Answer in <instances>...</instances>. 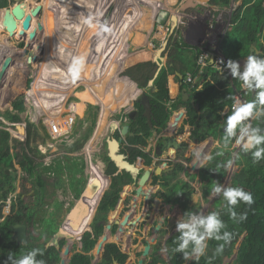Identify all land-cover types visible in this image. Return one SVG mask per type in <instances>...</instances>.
<instances>
[{"label": "trees", "instance_id": "trees-1", "mask_svg": "<svg viewBox=\"0 0 264 264\" xmlns=\"http://www.w3.org/2000/svg\"><path fill=\"white\" fill-rule=\"evenodd\" d=\"M234 1L238 3V6L232 10L231 29L226 32L220 43V52L227 60L233 59L237 61L250 54L251 43L258 42V47L263 50L260 55L264 56V0ZM231 2L232 0H206L207 5L221 8L229 7ZM13 3L15 4L16 2L13 1ZM4 5H7V0H4V4L0 3V29L6 28L4 19L8 8ZM144 5L146 8L141 15H152V6L150 4ZM133 13H135V10ZM136 17V15H129L127 18L129 24L127 22L125 26L130 29L139 28V30L144 26L151 34L154 33L157 27L155 22H152V20H140L137 25L135 23ZM5 33L8 35V32ZM1 34L2 32L0 31ZM144 39H146L144 35L138 32L135 39V51L126 59L129 54V45L126 43L122 46L121 55L118 58L119 64L121 63L120 67H122L125 60L126 65L140 61L125 68L121 72L122 76L129 77L140 88H146L149 82L154 79L158 87V91L149 92L156 117L154 132L150 130L147 120L143 116L144 108L139 101L134 103V111L123 114V117L128 119L127 122L130 124L131 132L134 133L133 136L127 138L128 144L124 143V146H122V152L129 155L128 160L130 162H134L138 154L149 147L152 137L156 138V147L151 148L152 152H169L167 146V142L170 139V136L167 135L168 129L174 113L180 108H185L186 116L184 120L192 125L190 140L194 143H200L213 133L216 138L219 137V134H223L224 120L226 115L230 114L231 104L233 103L230 97L237 98L241 94L246 101L253 99L252 94H245L238 80H234L228 71L223 74L219 73L214 67V63L210 62V60L201 69L198 65V58L201 52L199 49H194L188 43L182 41L179 33L170 37L166 49L171 62H168L157 74L158 65L155 61H141L147 57L154 59L155 55L149 48H141V42ZM95 66L91 70L92 85L97 83ZM201 70L203 73L201 83L198 82L192 85L184 82L188 73L196 76ZM171 75L175 76L177 82H183L181 88L187 87L190 90L191 99L200 106V115L192 104L191 99L184 102L181 94L178 97L171 95L169 90V76ZM134 82L126 77L115 75L108 83L106 95L114 94L116 98H121L125 97L130 89L133 92L130 100L135 99L138 97L140 90ZM30 85L31 80L28 81V87ZM110 101V97L102 101L103 113L109 110ZM26 110L25 96L20 95L11 102L10 108L3 114V118L10 123H25V141L12 136L10 130H8V125L4 121H0V219H2L0 220V264H4L9 254L19 256L32 248L42 250L43 255H38L37 259H43L46 264H61L63 251L68 241L66 238H61L58 245L46 246L58 229L56 215L55 212H51L49 216H44L43 214L40 222L45 231L37 230L35 226L37 224L38 211L35 205L44 200L48 176L51 177L52 174L65 173L69 178V188L75 192V197L79 198L84 189L85 181V178L79 175H84L86 163L83 157L69 155L62 159L61 157H54L50 164L47 165L44 160L48 156L47 152L43 153L40 146L41 144H47L48 140L53 141V139L42 121L36 123L29 117H22ZM226 110L227 112L221 115V112ZM99 113L100 106L90 103L87 105L84 115L77 118L70 134V138L75 140V143L67 144V142H63L62 149L66 154L82 150L87 139L95 130ZM117 117L120 118L121 116ZM251 123L253 126L264 128V117L258 120L251 119ZM189 131L190 128L184 125L181 137L186 139ZM14 133L19 135V137L21 135V133ZM116 137H120L119 132H117ZM233 142L234 140L229 143L227 148L223 146V141L220 142V145L213 147L211 152L213 159L202 168L203 178L201 182L203 183L204 193L207 194L208 190H211L217 181H215V176L213 175L214 169L219 168L220 165L222 167L223 162L226 160L225 149L229 150ZM236 153V163L241 168L232 175L229 186H240L251 192L254 203L251 206L240 203L235 207L237 213H247V218L242 222H235L230 219L227 208L224 206L215 210L220 213L221 219L226 224L225 230L231 232L233 238L230 243L225 245L221 253H216L215 249L219 243L223 242L214 239L209 240L205 256L198 261L192 259L189 264H224L226 259L231 258L232 260L229 264H264V159L258 163H253L251 154L243 153L240 147L236 148ZM179 155L183 158L184 153L182 150H179ZM222 156H224L223 159L221 158ZM101 158L106 164L105 173L110 177L111 181L108 186L109 178L103 174L100 186L102 189H106L107 186L108 188L104 190L102 198L100 197L101 200L99 199L100 203L92 221V231L83 233L80 247H78V243L73 245L72 254L67 264H93L96 258L94 251L107 230L106 226L100 222L109 220L118 205L124 187L132 178L130 172L126 170L119 172L117 165L108 154H103ZM183 169L184 165L178 164L176 170L170 173H163L162 175H155L150 183L151 185H161L162 187L168 186L173 179L181 175ZM220 169L219 172H221ZM29 183L32 187H29ZM18 187H20V191L16 193ZM130 188H127V193ZM185 188L187 195L173 201V207L178 205L182 214L189 210L192 211V209H187L186 202H191L194 195V191L190 190L189 185H186ZM182 189H184V186ZM31 191H33L32 194ZM9 199H11L10 213L5 215L4 208L8 205ZM177 202L179 203L177 204ZM220 202L221 199L217 197L214 204L219 205ZM54 205L56 209L61 210L64 203L56 201ZM165 208V206L162 207L163 213L166 210ZM173 209L170 210V213H172ZM168 218L164 219L163 228L166 226ZM44 219H50L45 226L43 224ZM16 223L27 224V243H18L13 237V225ZM119 228L120 223L111 222L109 233L112 238L116 237ZM160 234L161 231L158 237L161 236ZM178 235L176 232L166 240L169 264H186L188 261L183 260L182 253L172 251L175 247L174 240ZM145 243L147 244V241ZM157 243L151 245L150 254L144 259L143 264L164 263ZM142 254L143 252L138 253V259L134 264L139 263ZM235 254L236 256L233 258ZM129 258V252L124 251L121 245L116 242H108L104 245L102 255L96 264H126Z\"/></svg>", "mask_w": 264, "mask_h": 264}, {"label": "rangeland", "instance_id": "rangeland-1", "mask_svg": "<svg viewBox=\"0 0 264 264\" xmlns=\"http://www.w3.org/2000/svg\"><path fill=\"white\" fill-rule=\"evenodd\" d=\"M13 1H15L16 3L14 4ZM20 1L21 0H7V5L4 6L7 8H12ZM31 1L32 4L42 3L43 6L46 5V8L43 9L40 17L37 19V23L42 22L44 24V30L39 31L36 40L31 41V45L28 43L26 37L20 36L17 31V34L14 35V37L9 38L6 35L7 36V38H5L6 43L0 46V53L1 51L2 53H4L2 54V57L5 56V53H8L10 51L14 52V63L11 66H9L8 72H6V75L3 77V79L0 82V121H4L6 125H8V127L11 128L15 126H11L12 124H10V122L6 121L3 118V114L7 109L10 108L11 102L17 96L24 95L26 100L27 92H29L30 90H31L29 92L30 98L34 96L33 92L35 91H36L35 95L38 96L37 93L39 89H41L40 87L42 86L39 87V85H37L36 83L37 75L39 74V72H42L43 76L46 75L49 76L51 74V71L49 70H52L51 63L53 60L52 55L54 53L53 52L54 48L53 50L49 49L50 47H52L50 40L51 41L53 40V43L55 44V42L58 40V37H62V38L67 37L64 35L65 31L64 32L60 31L59 34V30H57V26H56L57 25L56 18L57 15L59 14L58 9L61 0H31ZM198 1L201 2V0H194V3L196 4ZM187 2L188 1L186 0H84V1L81 0L80 10L82 11L81 12L82 18L79 17L80 30L77 31L79 34V36H77L78 38H75V41L77 40V44L75 43L77 46V51L74 56L83 55L85 57V68L84 71L80 74V77L88 76L90 83V90L88 92L89 95L83 94L86 90V87L83 83L80 82H76L74 85L72 84V87L70 89L71 91L70 90L64 91V87L66 86L65 85L66 81L63 80L58 82L57 85L58 87H60L61 90L59 93L61 94L59 96V99L61 100L63 99L62 97H65L64 101L60 104V102L57 101L56 99H54L53 103H51L49 100L50 103H48L46 107L49 106H55L54 108H56L57 106L63 107L64 106L63 103L65 101L68 107L72 101H76L79 108L76 112V115L77 117H81L86 103L88 102L96 103V101H98L99 103L102 104V101L105 98L110 97L111 99V101L109 102V104H111L110 108L109 110L106 111V113H103L101 108L100 114L102 115V117L99 115L98 124L94 134L87 140L85 148H83V150L80 152L82 155L85 156L90 154L92 155L93 158H97L98 160H100L99 159L100 157L98 158L100 153H103L108 149L110 151L109 139L115 138L113 125L114 122L117 121L118 119L116 114L121 112V109L124 110L123 107H126L128 110L133 109V101L136 98L133 99L132 101L130 100L131 97L133 96V92L130 91V89L127 91L126 96L121 98H116L114 94L106 95L105 91L107 89L108 83L110 82V80L113 79V77L117 74L120 68L119 65L121 63L119 64L118 58L121 55L122 46L128 43L129 55L132 54L136 49L135 39L137 37L138 32H141L144 35V38H146L141 42L142 49L145 48L147 49L148 47H151L150 50L155 51L159 48H162V46L166 43V40L168 44L170 37L175 36L177 35V33H179L182 41H184V35H185V40H188L189 44L191 45L194 44L196 47H198L200 52H203L205 50L214 54L221 53L219 50L220 43L224 38L226 32L231 27L232 10L238 6V3L233 1L231 2L229 7L221 8L216 11L212 9V6L209 7L206 4H202V6H200L201 8L199 7L189 8V6H187L185 7V9H183L182 6L187 4ZM0 3L4 4V0H0ZM69 3L71 4V2ZM144 4H150L152 6L153 8L152 15H145V16L141 15L146 8ZM28 5L30 6L29 2ZM90 5L92 6L91 11H89ZM134 10L135 13H133ZM89 15L93 17V23L107 22L108 25L112 28V32L106 33L103 35V37L98 38L96 36V31L94 28H91L88 25L82 23L83 20L87 18ZM129 15L137 16L135 18V23H137V25L139 24L140 20L143 21L152 20V22H155L157 24V27L153 34H151L148 29L144 28V26H142L140 30L139 28L132 29L128 39L124 43H122L121 49L117 50V47L115 46L114 42L118 41V38L121 35L120 33L125 28V24L127 22L129 24V21H127ZM207 15H212V17L206 23L205 16ZM152 17L153 19H151ZM188 19L190 20V23H185ZM67 20L69 21V19ZM158 27H160L162 31L161 34H159ZM0 31L2 32L3 35L6 34L5 32H8L6 28L0 29ZM78 34L76 33L75 37ZM46 39L48 40L46 41ZM41 47H43L44 50H40L39 48ZM162 56L165 57V59L167 60V50L162 52ZM144 60H152V58L147 57ZM115 64H117V66L112 71ZM94 65H96L95 74L97 75V82L105 77L104 80L105 82L99 81L97 86L95 85L94 87V90L96 92H98L99 94H103L102 96L99 95L98 93L94 94L91 89L92 87L91 70L93 69ZM124 67H127V65L125 64ZM48 78L50 79V77ZM29 80H31V85L28 87ZM46 81H48L47 78ZM50 83L47 84L44 83V87L47 86L48 90H51L53 87H55V83H51V84ZM99 91H102V93H100ZM62 93H64V95ZM39 94H41V91ZM41 96L43 97V99L41 100L40 103L44 105L46 98L44 97V95H39V97ZM69 98H73V100L72 99L69 100ZM128 100L131 101L130 104L124 106L126 105ZM114 101L116 103H115V107L112 109ZM27 106H28L27 112L28 113L30 112L33 115L34 120L37 119L39 115L37 114L38 112L35 110V107L29 103H27ZM44 113L49 114L50 116L52 114L58 115L57 110H50ZM12 134L15 135L14 137H16L19 140L24 139L22 132L20 137L19 135L14 134V131ZM213 145L214 143H212V147L215 146ZM41 146L43 147L44 150H47L48 156L45 158V161L49 163L51 161L50 159L54 157H61L62 159L66 156H69V154H66L63 151L62 142L53 143V147L50 148L48 147V144L46 145L42 144ZM233 146L235 148H233ZM237 147L238 146L235 145V143L233 142L229 150L225 149L226 164L224 165L227 167L222 172H220L221 175L217 180L225 187L229 186L232 175L241 168L240 165L236 163ZM145 152H147L149 158L152 155H155V151L150 152L148 150H145ZM168 157L169 155L164 156L162 162L167 161L171 163L173 161V158H168ZM193 160L189 162L188 165L185 164L186 170H188V172L189 171L191 172V165ZM199 168L200 167L194 170L193 173H197ZM92 174H93V179H95L96 177H101L102 174H104L102 162H98L92 165ZM85 177L86 180L84 181V190L81 196L77 198L75 197L74 191H72L69 188V178L65 173L56 174V175L52 174L51 177L48 176L45 198L42 202L38 204L36 203L37 205H35L38 211L37 224L35 226L37 230L45 231V228L42 226V223L40 222V219L42 218L43 214L44 216L45 215L49 216L51 212H55L56 215V223L58 229L55 231V234L53 236L51 234L52 237L50 236L51 238L47 242V244L50 241H52V239L57 244L61 238H66L67 241L73 242V245L75 243H78L79 241L78 239H72V237L67 232L62 234L60 230L63 223H65L70 218L74 220H78L79 222L84 218V216L89 214V208L85 209L81 215L77 213L80 202L93 187L91 182V176L90 174H88V172L87 175H85ZM29 187H32L30 183H29ZM151 190L152 187L150 185H147L145 191L137 192L135 190L131 192L130 196H127L126 198L127 200L125 199L126 200L125 203L128 205V207H137L138 198L144 195L146 192H150ZM168 190H169L168 187L164 188L163 190L164 194L163 195L156 194V198L161 201H164L166 197H169L170 195ZM208 191L209 192L207 194L204 193L203 186L196 188L191 202L190 201L186 202L187 209H192V211L194 212L199 211L206 215L212 211L217 210L218 208L223 207L224 202L222 200V197L215 196L214 194H212L211 190ZM217 197L221 199L219 205L214 204V201ZM56 201H62L64 203V206H62L61 210L55 208L54 203ZM161 207L162 206L159 207V210L156 212L154 216L153 214L155 211L152 209L153 208V204H152L151 210L148 211V215L145 216V220H140L141 221L140 223L135 221L133 223V226H131L132 224H130L129 227H127L129 224V222H127L126 223L127 225L123 226L122 230H120L119 228L117 235L119 234L120 238L118 240H116V238L113 240L117 241L119 244L122 245L123 248H126V251L131 253V258L127 261L126 264H132L135 261H137V256H136L137 252L134 253V248L136 246H139L140 248L139 250L141 251L145 247L146 241L151 242L152 236L155 235V230L157 228V226H155L156 222H158L163 215ZM122 210H125L124 202L121 208L119 209L118 215L116 216V219L119 221H122L128 217L129 210L126 213L124 212L123 214H122ZM9 213H10V207L8 204L4 208V214L8 215ZM92 214L91 216H93ZM182 216H183L182 213L178 209L174 210L173 213L170 214L166 226L164 228L161 227L159 229L161 231L160 234L161 236L157 237L160 231L157 233L155 243L158 242L157 245L159 252L162 255V259L164 262L163 264H169L168 255L166 252V240L172 234L176 233L175 231L176 221L182 218ZM49 220L50 219L43 220L44 226L49 223L48 222ZM110 220L113 221L111 218ZM148 223L150 224L149 226H147ZM89 226L90 228L92 227V219L89 222ZM120 227H122L121 224ZM145 231H146V236L144 234ZM110 240L112 241V239ZM152 243L154 244V242ZM79 246L80 245L78 243V247ZM191 260L192 259L190 258V261ZM226 261H229V259H226Z\"/></svg>", "mask_w": 264, "mask_h": 264}, {"label": "clouds", "instance_id": "clouds-1", "mask_svg": "<svg viewBox=\"0 0 264 264\" xmlns=\"http://www.w3.org/2000/svg\"><path fill=\"white\" fill-rule=\"evenodd\" d=\"M83 23L96 31L98 38L106 33H111L112 28L107 22L93 23V17L89 15ZM210 62L214 63L211 59ZM224 67L218 71L223 74L227 70L234 80L240 82V87L245 94H252L253 99L242 102L236 97H230L233 101L231 112L226 115L223 124V146L228 147L234 140L235 145L240 146L245 154H251L253 163H258L264 159V128L253 126L251 119L264 117V56L253 53L246 56V60L241 64L233 59H228L226 64L223 60L219 62ZM85 68V57L83 55L73 56L69 66V73L73 79H78ZM224 115V112H221ZM147 150V149H146ZM170 153L175 149L170 148ZM193 164L203 168L204 165L213 159L210 153L204 151V146L194 150ZM212 194L222 197L223 206L227 208L230 219L235 222H242L247 218V213H237L235 207L244 203L251 206L254 203L251 192L246 191L240 186L225 187L216 181L211 189ZM226 229L225 222L221 219L218 211L203 214L199 211H186L182 218L176 221L175 231L179 234L175 240V253H182L183 260L190 258L198 261L205 256L209 240L222 241L215 249L216 253H221L226 244L230 243L233 234ZM38 255H43L39 248L14 256L9 254L4 264H46L43 259H37Z\"/></svg>", "mask_w": 264, "mask_h": 264}, {"label": "water", "instance_id": "water-1", "mask_svg": "<svg viewBox=\"0 0 264 264\" xmlns=\"http://www.w3.org/2000/svg\"><path fill=\"white\" fill-rule=\"evenodd\" d=\"M196 5L194 3L193 0H188L187 4L183 5V9H185V7L187 6H193ZM28 0H21L19 3H17L16 5H14L12 8H8V11L6 13L5 19H4V25L8 31V37H14V35L17 34V31L19 33L20 36L22 37H29V39L31 41H35L39 31H43L44 30V24L42 22H38L36 26H33V22H34V18H39L44 6L42 3H37L35 6L31 7L30 12H28ZM167 40L166 43L162 46V48L160 49V53L157 57H155L153 60L157 63L158 65V70H157V74L161 71V69L164 67L163 61H164V57L162 56V52L165 51L167 48ZM6 52V51H5ZM263 52V50L261 48L258 47V42H254L250 44V54L256 53L258 55H260ZM2 51L0 53V82L3 79V77L6 75V72H8L9 70V66H11L14 63V52L10 51L8 53H5V56L2 57ZM36 58V56H35ZM246 60V57H242L240 59H238L237 61L241 64V66H243L244 62ZM182 84V82H181ZM156 92L158 91V87L155 84L154 79H152L146 89V91H143L141 97H140V104L143 106L144 108V112H143V116L146 118L147 120V124L150 127L151 131H155L154 128V121L156 120V117L154 115V111H153V103L151 102V97L149 95V92ZM183 93V101H187L189 99V94L186 92V88H183L182 90ZM192 104L194 105L195 109L197 110L198 114H201L200 111V106L198 104H195L194 100H192ZM185 110H181L180 112H178L174 118L172 123L170 124V127L172 129L173 134L175 132H177L180 128V125L182 123L183 118L185 117ZM200 118V116H199ZM114 129H117L119 126L116 122H114ZM118 126V127H117ZM15 131L16 133H21L22 135L25 137L26 135V125L24 123L21 124H16L15 125ZM120 134L121 137L119 139L114 138V139H109V156L111 158L112 161L115 162V164L118 167V171H123L126 170L128 172H130V174L132 175V179H133V183H132V179L128 182V185L124 188L122 195L120 197V200L118 202V205L116 207V210L114 211V213L111 215V219L115 220L117 223L119 222L116 219V216L118 215V211L120 209V207L122 206V202L127 194V187L130 185V183H132V191H138V192H142L144 187L146 186L148 180L151 178L153 171L155 170V166L151 165L149 167H147L144 171V173L142 174V176L140 177V179L138 180V177L141 173V163H142V159L144 157L143 154H141L140 159L138 162H130L128 160V156L121 152L122 151V147L121 144L125 138V136H127L128 134L133 135L134 133L130 132V125L129 124H124L121 127L120 130ZM183 142L180 140V134L178 135H172L170 137V139L167 142L168 147H171L173 149H178V148H182L183 147ZM204 151L207 152L208 147H210V141H207L204 145ZM166 165V164H164ZM196 167V166H195ZM161 169L162 167L159 166L157 167L156 174H160L161 173ZM159 204V202L157 201V205ZM92 213H90V215L87 218H90ZM86 218V219H87ZM111 220H109V222L107 220H103L101 223L104 224L106 226L107 232L105 233V235H103V237L99 240L97 247H96V256L97 258L94 261V264L99 260V257L102 253L103 247L104 245L109 241L110 236H109V232L108 230L111 229ZM163 221V218L160 220L159 225L157 226L156 230H155V234L158 233L159 229L161 228V222ZM127 220L124 219L121 222L122 227H120V229L122 230L123 226L126 225ZM68 225V224H67ZM64 227H66V222L63 223L60 232L66 233V231L64 230ZM13 229H14V235L13 237L17 240L18 243H27V225L26 223H16L13 225ZM88 230H91L90 226L88 227ZM82 236H80L81 239ZM156 240V237L152 238V241L154 242ZM55 243L54 240L50 241L46 246H50L53 245ZM73 247V242L68 241L64 251H63V257L61 260V264H67L68 263V258L71 255V250ZM138 248H135V251ZM151 249V244H147L144 247V252H143V258L139 260V264H143L144 262V258L149 254ZM236 256V254L233 256V258ZM232 260L229 259V261H225L224 264H229V262ZM190 259L187 261L186 264H189Z\"/></svg>", "mask_w": 264, "mask_h": 264}, {"label": "crops", "instance_id": "crops-1", "mask_svg": "<svg viewBox=\"0 0 264 264\" xmlns=\"http://www.w3.org/2000/svg\"><path fill=\"white\" fill-rule=\"evenodd\" d=\"M186 1H188V0H186ZM194 1V0H193ZM234 0H232V2H233ZM237 3V2H236ZM235 3V4H236ZM202 4H206L207 5V3H206V0H201V2L200 1H198L197 3H196V5H193V6H189V8H196V7H199V8H201L200 6H202ZM209 6V5H208ZM210 7V6H209ZM225 8V7H224ZM212 9L213 10H219V9H221V7H213L212 6ZM199 16V15H198ZM201 16V15H200ZM211 17H212V15H207V16H205V21H206V23H207V21L209 20V19H211ZM185 23H190V20L188 19ZM184 23V24H185ZM125 28H127V29H129V30H131L132 31V29H130V28H128V27H126L125 26ZM158 28H160V27H158ZM230 29H231V27H230ZM102 40V39H101ZM184 42H186V43H188L189 44V41L188 40H185V35H184ZM164 44V43H163ZM190 46H192L194 49H199L198 47H196L194 44H189ZM198 46V45H197ZM149 49H151V47H148ZM93 51V50H92ZM156 51V50H155ZM155 51H153L154 53H155ZM155 56V55H154ZM129 57V54H128V56L126 57V58H128ZM153 60V59H152ZM212 61H213V59H211ZM143 61V60H142ZM145 61V60H144ZM154 61V60H153ZM167 61V62H166ZM138 62H140V61H138ZM138 62H136V63H138ZM166 62V63H165ZM168 62H171V58H169L168 57V55H167V60L165 59V57H164V61H163V64H164V66L168 63ZM136 63H134V64H136ZM93 64V63H92ZM134 64H129V65H127V67H129V66H131V65H134ZM124 65H125V61H124ZM124 65L122 66V67H120L119 68V70H118V72H117V76H120V77H126V78H128L130 81H132V82H134L133 80H131L129 77H127V76H122L121 75V72L125 69V68H127V67H124ZM117 66V64H115L114 65V67H113V69H112V71L114 70V68ZM218 71V70H217ZM219 73H221L220 71H218ZM191 74V73H190ZM110 75V74H109ZM188 75V74H187ZM202 75H203V73H202V70L199 72V74L198 75H196V76H193V78H194V80L196 81L195 83H190V84H192V85H194V84H196V83H198V82H202ZM50 77V76H49ZM181 78H182V76H180ZM51 80V79H50ZM105 80V77L103 78V79H101V80H99V81H102V82H105L104 81ZM98 81V82H99ZM98 82L96 83V84H94V85H92V87H91V89H92V91H93V93L94 94H97L98 92H96L95 90H94V87H95V85L97 86V84H98ZM184 82H187L186 81V79H185V81ZM135 83V82H134ZM150 83V82H149ZM188 83V82H187ZM136 84V83H135ZM182 84H183V82H182ZM181 82H177L176 81V79H175V76L174 75H171V76H169V90H170V93H171V95L173 96V97H178L179 96V94H181L182 95V100H183V93H182V90H183V88H181ZM137 85V84H136ZM108 86V85H107ZM199 86H201V84H199ZM137 87H138V85H137ZM148 87V86H147ZM147 87L146 88H140V87H138L139 88V90H140V93H139V97L137 98L136 97V99L133 101V109L132 110H128L126 107H123L124 108V110L123 109H121V112H119V113H117L116 115L117 116H121L120 117V119L118 118L117 119V121H115L117 124H118V128L117 129H114V137L115 138H117L116 137V134H117V132H119L120 133V129H121V127H122V125H124V124H129L127 121H128V119H127V117H123V114L125 113V112H132V111H134V103L136 102V101H139L140 102V97H141V95H142V93H143V91H146V89H147ZM184 88H186V92L189 94V99L188 100H190L191 99V92H190V90L187 88V87H184ZM107 90V89H106ZM100 93H102V91H99ZM105 94H106V91H105ZM101 96L103 95V94H100ZM149 95H150V93H149ZM106 96V95H105ZM151 97V96H150ZM73 100V98H69V100ZM133 100V99H132ZM131 100V101H132ZM187 100V101H188ZM192 100L193 99H191V102H192ZM130 101V102H131ZM25 102H27L28 103V101L27 100H25ZM130 102H129V104H130ZM185 102V101H184ZM195 102V101H194ZM27 103H26V106H27ZM94 104V105H98V106H100V110H101V108H102V111H103V106H102V104L101 103H99L98 101H96V103H94V102H88V103H86V105H85V108H84V110H83V113H82V115L81 116H83L84 115V113H85V110H86V108H87V105L88 104ZM64 104V106L62 107V111L58 114V115H55V114H52L51 116L49 115V114H46V115H39L38 113V115H39V117L37 118V119H33V115L29 112H27V110H28V106H27V110L23 113L24 114V116H23V114H22V117L23 118H26V117H29L32 121H34V122H36V123H39L40 121H42L43 122V124L47 127V130L49 131V129H48V126H47V123L52 119V120H59V119H61L62 117H64V116H66V114H68L69 112H70V110H71V108L72 107H74V109H75V113L77 112V110H78V108H77V102L76 101H72L70 104H69V106L67 107V105H66V101L63 103ZM129 104H127V105H129ZM196 104V103H195ZM127 105H124V106H127ZM116 110H118V109H116ZM181 110H185V108H180V110H178V111H176L175 113H174V115H173V117H172V119H171V122H170V124L172 123V121H173V118H174V116L178 113V112H180ZM185 112H186V110H185ZM227 112V110L224 112V113H226ZM99 115L102 117V115L99 113ZM77 115H76V121H77ZM101 119V118H100ZM62 120V119H61ZM98 120H99V118H98ZM76 121H75V123H76ZM10 124H12L11 126H15L16 124H18V123H10ZM25 124V123H24ZM97 124H98V122H97ZM75 125V124H74ZM130 125V124H129ZM96 127H97V125H96ZM96 127H95V129H96ZM180 127H182V131L180 132V140L182 141V142H184V141H188L189 142V144L192 146L191 148H193V147H195V149L196 148H198V147H200V146H202V145H204L207 141H210V147H208V150H207V153L208 152H210V154H211V152H212V149H213V147H212V143H214V145H220V142H222L221 141V139H222V135L223 134H219V137L218 138H216L215 137V134L213 133V134H211L207 139H205V140H203L202 142H200V143H194V142H192L191 140H190V134H191V130H192V127H190V131H189V135L187 136V138L186 139H184L183 137H181V134H182V132H183V129H184V119L182 120V123H181V126ZM14 129L16 128V127H13ZM13 128H11V127H9V129L8 130H10V132H11V134L13 133ZM150 128V127H149ZM13 129V130H12ZM73 129V128H72ZM151 130V129H150ZM116 131V132H115ZM168 136H172L173 135V132H172V129H171V127L169 126V129H168ZM15 132V131H14ZM72 132V131H71ZM94 132H95V130H94ZM94 132H93V134H94ZM130 132H131V128H130ZM154 132V131H153ZM132 133V132H131ZM15 134V133H14ZM92 134V135H93ZM179 134V133H178ZM91 135V136H92ZM134 135V134H133ZM133 135H131V134H128L127 136H125V138H124V140H125V144H128V142L126 141L127 140V138L128 137H130V136H133ZM12 136H15V135H13L12 134ZM90 136V137H91ZM89 137V138H90ZM120 137H121V134H120ZM119 137V138H120ZM189 137V138H188ZM23 138L24 139H22L23 141H25V139H26V135H25V137L23 136ZM88 138V139H89ZM119 138H117V139H119ZM69 141H65V140H56V141H51V140H48L47 141V144H48V147L50 148V147H53V143H57V142H67V144H73V143H75V140H72L71 138H70V136H69ZM87 139V140H88ZM123 140V141H124ZM207 140V141H206ZM87 142V141H86ZM64 144V143H63ZM123 144V143H122ZM122 144H121V147H122ZM42 145V144H41ZM44 145H46V144H44ZM86 145V144H85ZM213 145V146H214ZM168 146V145H167ZM153 147H156V138L155 137H152V139H151V143H150V145H149V147L147 148V150H149L150 148H153ZM40 148H41V150H42V152L43 153H46L47 152V150H44L43 149V147L42 146H40ZM83 148H85V146L83 147ZM83 148H82V150H83ZM171 147H168V149H170ZM190 148V150H192ZM212 148V149H211ZM233 148H235L234 146H233ZM48 149V148H47ZM81 150V151H82ZM145 150L146 149H144V150H142V152L141 153H139L138 154V156H137V159L134 161V162H138L139 161V159H140V156H141V154H143L144 155V157L146 156V158H148V155H147V152H145ZM179 150H182L181 148H178L176 151H177V156H179L180 157V155H179ZM211 150V151H210ZM81 151H78V152H74V153H71V154H69L70 156H73V157H83V159L85 160V163H86V169H85V173H84V175L83 174H80L79 176L80 177H84L85 178V180H86V177H85V175H87V172H88V174H90V176H91V182H92V186H93V174H92V165L93 164H95V163H98V162H102L103 163V173L105 174V176L106 177H108L109 178V183H108V186H109V184H110V181H111V179H110V177L109 176H107V174L105 173V169H106V164H105V162L102 160V155L103 154H108L109 155V149L107 150V151H105V152H103V153H100L99 154V156H98V158L100 159V160H98L97 158H93L92 157V155H82L80 152ZM175 151V152H176ZM154 152V151H153ZM175 152L174 153H171L170 154V152H167V151H155V155H152L151 157H150V161H149V163L150 164H153V163H155V162H157V166L159 167V166H161L162 167V169H161V172L163 171L164 172V170L165 171H167L168 169H167V163L166 162H162V160H163V158H164V156H166V155H169L170 157H174V154H175ZM183 152V151H182ZM48 154V153H47ZM128 157H129V155L128 154H126ZM144 157H143V159H144ZM224 156H222L221 158H223ZM146 158H145V160H146ZM143 159H142V161H143ZM44 160H45V158H44ZM50 160H52V159H50ZM94 161H96V162H94ZM46 162V164L47 165H49L50 163L49 162H47V161H45ZM51 162V161H50ZM148 163V165H150ZM164 164H166V165H164ZM179 164H182V165H184L183 163H179ZM178 165V164H177ZM155 166V165H154ZM157 166H155V167H157ZM198 167H196V169H197ZM201 168V167H200ZM199 168V169H200ZM155 169H157V168H155ZM193 170H195V169H193ZM201 170H202V168H201ZM215 170H216V172H215ZM222 172V171H221ZM213 175L215 176V181L216 180H218V178H219V176L221 175L220 174V172H219V168H215L214 169V172H213ZM183 176H184V169H183V171L181 172V175L180 176H178L177 178H175V181L177 180V179H179V180H177V182H176V186H175V188H174V190H168L169 191V193H170V195H169V197H166V199H165V201L167 202V203H170L171 201H172V203H173V201L176 199V197L178 196V195H183V193H184V189H182L183 187L179 184V187H178V182L180 181V179H182L183 178ZM150 181H151V179H149ZM132 181V183H133V179L131 180ZM174 181V179L171 181V182H175ZM132 183H130V185L128 186V187H131L130 188V190H129V192H128V194L125 196V198H124V200H123V202H124V208L125 209H127L126 211H125V213L129 210V213H128V217L126 218V220H127V222H129V224H128V226L127 227H129V225L130 224H132L131 226H133V223L135 222V221H137L138 223H140L141 221L140 220H145V216L146 215H148V211H150L151 210V206H152V204H153V210L155 211L154 212V216H155V214H156V212L159 210V207L160 206H162V207H164V205H162V202L163 201H161V200H159V199H157L156 198V194H159V195H163L164 194V192H163V190L164 189H160L159 188V186L158 185H151V183H149V185L152 187V190L150 191V192H148L149 194H150V197H149V201H148V203H147V206H146V208H145V210H144V212H143V214H142V216L141 217H139V218H134V217H131V213H132V210L134 209V208H137L138 207V205H137V207H128V205L125 203L126 202V198H127V196H130L131 195V192H133L132 191ZM128 185V184H127ZM126 185V186H127ZM108 186H107V188H108ZM125 186V187H126ZM124 187V188H125ZM169 187V186H168ZM180 187H182V188H180ZM106 188V189H107ZM146 188V187H145ZM165 188H167L166 186H165ZM18 189H19V191H20V187H18ZM18 189H17V191H16V193L18 192ZM84 190V189H83ZM124 190V189H123ZM145 191V190H144ZM83 192V191H82ZM105 192V191H104ZM104 192H103V194H104ZM138 192V191H137ZM33 193V191H31V194ZM75 193V192H74ZM82 194V193H81ZM103 194L101 195V198H102V196H103ZM81 196V195H80ZM143 196V195H142ZM101 198H100V200H101ZM126 199V200H125ZM100 200L97 202V205H96V207H95V209H93V210H91V208L88 206L87 208H89V214L87 215V217L90 215V213H93L92 215L93 216H90V219H89V221H88V223L90 222V220L92 219V221H93V218H94V215H95V213H96V211H97V208H98V205H99V203H100ZM170 200V201H169ZM83 201V200H82ZM81 201V202H82ZM157 201L159 202V204L157 205ZM123 202H122V205H123ZM128 202V201H127ZM139 202H140V199L138 198V204H139ZM10 203H11V199H9L8 200V204H9V207H10ZM174 205V204H173ZM161 207V208H162ZM121 208V207H120ZM174 208V209H173ZM173 208H170V205H168V206H166V210L164 211V213H163V215H162V218H163V221L161 222V227L163 228V226H162V224H163V222H164V219L166 218V217H169L170 216V210H172L173 209V211L174 210H176V209H178L179 211L181 210V208H178V205L177 206H175V207H173ZM116 210V209H115ZM124 210H122V212H123ZM173 211H172V213H173ZM181 212V211H180ZM118 213H119V211H118ZM183 215V214H182ZM111 218V217H110ZM110 218H109V220H110ZM161 218V219H162ZM160 219V220H161ZM169 219V218H168ZM109 220H107L108 222H109ZM134 220V221H133ZM160 220L158 221V222H156V225L155 226H158L159 225V223H160ZM103 221V220H102ZM101 221V222H102ZM114 222H116L115 220H113ZM113 221H110V223L111 222H113ZM119 221V220H118ZM123 221V220H122ZM122 221H119L118 223H120L121 224V222ZM100 222V223H101ZM126 222V223H127ZM27 225V224H26ZM127 225V224H126ZM126 225H124V226H126ZM150 224L148 223L147 224V226H149ZM126 228V227H125ZM121 230V229H120ZM85 231H92V227H91V230H88V228L85 230ZM84 231V232H85ZM160 231V230H159ZM158 231V232H159ZM27 232H28V227H27ZM83 232V233H84ZM106 232H107V230H106ZM108 232H109V230H108ZM83 233H82V235L81 236H83ZM144 234H145V236H146V231L144 232ZM144 234H143V236H144ZM105 235V234H104ZM109 236H110V233H109ZM120 235L118 234H116V240H118L120 237H119ZM157 236V234H155L154 236H152V238L153 237H156ZM158 237V236H157ZM82 238V237H81ZM115 238H112L111 236H110V239H112V241L110 240V241H108V242H116L117 244H119L117 241H115V240H113V239H115ZM53 240V239H52ZM79 241H78V243H79V245L81 246V243H80V238L78 239ZM146 241V240H145ZM144 241V242H145ZM107 242V243H108ZM153 241H152V239H151V242H147V244H153L152 243ZM154 243H155V241H154ZM54 244H56V243H54ZM53 244V245H54ZM147 244H145V246L147 245ZM47 245V244H46ZM57 245H58V243H57ZM119 245H121V244H119ZM79 246V247H80ZM122 246V245H121ZM73 248V247H72ZM135 248H138L136 251H135ZM134 248V253H136V256H137V259H138V253L139 252H144V248H143V250H139L140 248H139V246H136ZM152 248V247H151ZM96 250V249H95ZM123 250L124 251H126V248H123ZM139 250V251H138ZM151 250V249H150ZM126 252H128V251H126ZM94 253H95V255H96V251H94ZM71 254H72V250H71ZM130 254V258H131V253H129ZM149 254H150V252H149ZM148 254V255H149ZM101 255H102V253H101ZM101 255H100V257H101ZM147 255V256H148ZM146 256V257H147ZM62 257H63V255H62ZM70 257V256H69ZM99 257V258H100ZM145 257V258H146ZM96 258H97V256H96ZM95 258V259H96ZM129 258V259H130ZM143 258V254H142V256H141V258L140 259H142ZM144 258V259H145ZM128 259V260H129ZM68 261H69V258H68ZM95 261V260H94ZM136 262V261H135ZM134 262V263H135ZM127 263V262H126ZM134 263H132V264H134ZM93 264H94V262H93ZM96 264V263H95ZM139 264V263H138Z\"/></svg>", "mask_w": 264, "mask_h": 264}, {"label": "bare ground", "instance_id": "bare-ground-1", "mask_svg": "<svg viewBox=\"0 0 264 264\" xmlns=\"http://www.w3.org/2000/svg\"><path fill=\"white\" fill-rule=\"evenodd\" d=\"M84 1V0H83ZM30 3V6L28 5V12H30L31 7H33L36 4H32V1L29 0L28 1ZM46 2V1H45ZM50 2V1H49ZM48 2V3H49ZM71 2V4L69 3ZM81 0H61L59 3V14L57 15L56 18V23H57V30H59V34L60 31L64 32L65 31V36L67 37H58V40L55 42V44L53 43V40L51 42L52 47H50L49 49L53 50V55H52V70L51 74L48 75L50 76V79L48 78L49 76H43L42 72H39V74L37 75V85L42 86L40 87L41 89H39L38 91V96L35 95V92H33V95L30 98V94L29 92H27V97L26 100L28 101L29 104L33 105L35 107V110L38 112L39 115H46L44 112L46 111H50V110H57L58 114L62 111V106H57L56 108H54L55 106H49L46 107L48 103H53L54 99H56L57 101L60 102V104L64 101L65 97H62L63 99H59V96L61 94L60 93V87H58V82L65 80L66 82V86L64 87V91L65 90H70L72 87V84L74 85L76 82H80L83 83L86 87V90L83 94H88L89 90H90V83H89V78L88 76H81L78 79H73L68 71L70 63H71V59L72 57L76 54L77 51V40L75 41V38H78L77 36H79L78 34V30L79 29V24H80V18H82L81 16ZM91 5L89 7V11H91ZM44 8H46V5H44ZM80 17V18H79ZM69 19V21L67 20ZM1 23V22H0ZM83 23V22H82ZM37 25V18H34V22H33V26ZM64 25V26H63ZM131 30L124 28V30H122V32L120 33V37L118 38V41H115L114 44L117 47V50L121 49V45L122 43H124L130 34ZM161 29L159 28V34H161ZM76 35L75 37V34ZM69 37H68V35ZM7 34L0 35V46L4 45V43H6V39ZM63 35V34H62ZM60 36V35H58ZM26 39L28 40V43L31 45V40L29 39V37L27 36ZM48 39H46L47 41ZM73 43V44H72ZM76 43V44H75ZM49 45V44H48ZM45 46V45H44ZM43 46V47H44ZM40 47V46H39ZM41 47L39 48L40 50H44V48ZM47 47V46H46ZM119 47V48H118ZM111 48V47H110ZM160 49H157L155 51V57H157L160 53ZM47 50V49H46ZM124 65V62L122 64V66ZM44 74V73H43ZM61 77V78H60ZM46 78L48 79V81H46ZM60 79V80H59ZM55 83V87H53L51 90H48L47 86L44 87V83ZM34 83V81H33ZM50 83V84H51ZM33 85V84H32ZM55 88V89H54ZM2 91V89H1ZM41 91V94H39ZM71 91V90H70ZM2 93V92H1ZM65 93V92H64ZM64 93H62L64 95ZM68 93V92H67ZM78 94V93H77ZM82 94V95H83ZM39 95H44L45 99V104L42 105L40 102L43 99V97H39ZM89 95V94H88ZM3 96V95H2ZM50 100V102H49ZM130 100H128V102L126 103L129 104ZM115 101L113 103L112 109L115 107ZM78 108V105H77ZM79 109V108H78ZM67 115V114H66ZM108 178V177H107ZM102 180V176L101 177H96L94 179V183H93V187L92 189L89 191V193H87L85 195V197L83 198V201L80 202L79 204V209L77 211V213L79 215L82 214V212L87 209V207L89 206L91 208V210L95 209L97 202L99 201L101 195L103 194L104 190L106 189H102L100 186ZM140 202L138 204L137 208H134L132 210V217L134 218H139L142 216L147 203L149 201V193L146 192L143 196L139 197ZM88 215V214H87ZM87 215L84 216V218L78 222V220H74L72 218H70L69 220L66 221V227H64V230L72 237V239H79L80 236L82 235V233L89 227V219L87 218ZM87 218V219H86ZM68 224V225H67Z\"/></svg>", "mask_w": 264, "mask_h": 264}, {"label": "flooded vegetation", "instance_id": "flooded-vegetation-1", "mask_svg": "<svg viewBox=\"0 0 264 264\" xmlns=\"http://www.w3.org/2000/svg\"><path fill=\"white\" fill-rule=\"evenodd\" d=\"M185 116H186V114H185ZM185 118V117H184ZM183 118V119H184ZM184 125H186L187 127H192V125L190 124V123H187V122H185V120H184ZM181 126V125H180ZM180 129L177 131V132H175L173 135H178V133L180 134V132L182 131V127H179ZM189 138V137H188ZM127 141V140H126ZM123 144H122V146H124V143H125V140L122 142ZM183 147L181 148L182 149V151H183V153H184V156H183V158H181V157H179V156H177V149L175 150L176 152H175V154H174V157L172 156V157H168V158H173V161L171 162V163H169V162H167L166 161V163H167V171H165L164 170V172L162 171L160 174H156V169L155 168H157L158 166L156 165L157 164V162H155V163H153V164H150L149 163V161H150V158H149V156H148V158H146V156L144 157V159H143V161H142V163H141V173H140V175H139V177H138V180L140 179V177L142 176V174L144 173V171H145V169L147 168V167H149V166H151V165H155V166H157V167H155L154 169V171H153V173H152V176H151V180L153 179V177L155 176V175H162L163 173H170V172H173L174 170H176V166H177V164H179V163H183L184 164V178H182V179H180V181L178 182V184L179 183H181L180 185L183 187L184 186V193H183V195H178L177 197H176V199H179L181 196H184V195H187V190H186V188H185V186L186 185H189V187H190V190H193L194 191V193H195V189L196 188H199L200 186H202V182H201V179L203 178L202 176V170H201V168L198 170V172L197 173H193V169H195L196 170V167H195V165L193 164V162H192V165H191V172L189 171L188 172V170H186V167H185V164L186 165H188V163L189 162H191L192 160H193V157H194V155H193V153H194V150H195V147H193L192 148V150H190V148H191V145L189 144V142L188 141H184L183 143ZM123 148V147H122ZM148 151H150V152H152V150H151V148L148 150ZM157 152V151H156ZM171 154V153H170ZM145 158H146V160H145ZM187 159H189V160H187ZM223 159V158H222ZM148 163L150 164V165H148ZM224 164H226V161H224L223 162V165H222V167H221V165L219 166V168H221L220 170L221 171H223L227 166H225ZM215 172H216V170H215ZM102 178H103V174H102ZM132 179V178H131ZM177 180H179V179H177ZM177 180L175 181V179H174V181L175 182H170V184H168V186H166V187H168V189L169 190H174V188H175V186H176V182H177ZM151 181L150 180H148V182H147V184H146V186L145 187H147V185H149V183H150ZM159 186V188L160 189H164L165 187H162L161 185H158ZM144 187V189H143V191L146 189ZM175 199V200H176ZM186 199V198H185ZM174 203V202H173ZM173 203H172V201L170 202V203H167L165 200L162 202V205H164L165 207L166 206H168V205H170V208H173ZM179 202H177V204H178ZM178 208H179V206H178Z\"/></svg>", "mask_w": 264, "mask_h": 264}, {"label": "built area", "instance_id": "built-area-1", "mask_svg": "<svg viewBox=\"0 0 264 264\" xmlns=\"http://www.w3.org/2000/svg\"><path fill=\"white\" fill-rule=\"evenodd\" d=\"M213 59L214 62V67L218 70L220 67H224L223 64H220L219 62L221 60L224 61L226 64L227 59L221 54V53H211L209 51H203L200 53L199 58H198V65L203 69L207 63L208 60ZM227 71V70H225ZM186 81L188 83H195L196 81L194 80L192 74L188 73L186 77ZM237 99H240L242 102H245L246 99L239 94L237 96ZM62 119V120H61ZM59 120H50L47 123L48 129H49V134L51 135V138L54 141L58 140H65L69 141V136L71 134L72 128L75 124L76 121V113L74 107L71 108L70 112L62 117ZM121 130V129H120ZM240 147V146H238Z\"/></svg>", "mask_w": 264, "mask_h": 264}]
</instances>
